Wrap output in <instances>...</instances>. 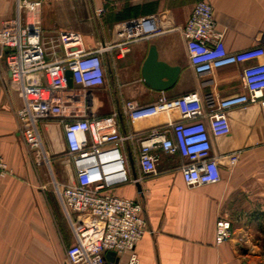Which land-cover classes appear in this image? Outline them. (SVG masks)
I'll return each instance as SVG.
<instances>
[{"label":"crops","instance_id":"crops-1","mask_svg":"<svg viewBox=\"0 0 264 264\" xmlns=\"http://www.w3.org/2000/svg\"><path fill=\"white\" fill-rule=\"evenodd\" d=\"M1 1L0 27L10 11V0ZM197 1L44 0L42 41L53 57L64 54L58 45V35L64 30L79 33L87 50L114 45L128 30L140 29L146 35L122 55L116 47L104 52V85L67 97L72 115L94 118L118 112L119 130L136 134L123 151L131 174L143 179L121 185L116 191L141 199L144 205L148 230L136 244L139 264H258L264 261V115L260 105L237 106L229 111L230 132L212 137V152L220 156L221 179L199 186L185 183L179 154L160 152L157 172L142 174L138 164L140 140L153 127L165 125L168 117L160 113L132 122L122 112L126 100L148 104L161 96L172 99L192 91L202 95L209 110L208 100L245 91L244 64L202 75L194 72L185 39L176 27L187 22ZM207 1L214 7L217 27L223 31L229 51L264 44V0ZM100 6L105 11L97 15ZM153 44L160 59L181 69L175 84L164 91L150 87L141 73ZM22 104L21 92L11 84L6 63L0 60V150L13 169L12 174L0 176V264H65L66 253L63 259L57 246L53 214L18 131L17 111ZM172 118L179 119V111H173ZM40 129L47 153L59 154L57 180L72 182L74 169L61 123L58 119L44 120ZM222 216L232 221L233 234L218 243L216 221ZM128 254L123 253L118 264H125Z\"/></svg>","mask_w":264,"mask_h":264},{"label":"built area","instance_id":"built-area-1","mask_svg":"<svg viewBox=\"0 0 264 264\" xmlns=\"http://www.w3.org/2000/svg\"><path fill=\"white\" fill-rule=\"evenodd\" d=\"M44 0H14V15L0 27V60H4L10 82L22 95L23 104L17 111L18 131L29 151H43L48 163L40 123L58 119L66 142V153L74 169V180L63 183L53 178L56 197L74 237L66 249L65 264H118L106 257L128 252L125 264H139L136 244L148 230L141 199L121 196L117 188L138 183L143 177L132 175L123 151L135 133H122L118 128V112L89 118L69 113L68 95L105 84L103 54L114 47L119 54L146 37L140 29L124 32L121 41L109 47L87 50L82 37L72 30L61 31L58 45L63 55L50 56L42 41L41 8ZM117 2L118 0H102ZM104 6L96 8L102 15ZM186 42L188 58L198 75L215 69L244 64V92L219 100H208L209 110L198 91L176 98L164 96L148 104L126 100L123 114L130 121H139L160 113L168 117L165 125L153 127L140 140L138 164L142 174L157 172L160 152L183 157L180 164L185 183L199 186L221 179L217 154L212 152V137L230 132L229 111L237 106L259 104L264 115V44L231 52L224 42V33L217 27L213 5L199 0L184 25L177 26ZM71 70L75 88L70 87L67 71ZM180 118H172L173 111ZM38 163L39 160L37 161ZM13 169L0 150V176ZM232 221L219 217L216 241L232 237ZM258 264H264L260 262Z\"/></svg>","mask_w":264,"mask_h":264},{"label":"rangeland","instance_id":"rangeland-1","mask_svg":"<svg viewBox=\"0 0 264 264\" xmlns=\"http://www.w3.org/2000/svg\"><path fill=\"white\" fill-rule=\"evenodd\" d=\"M2 1L0 0V3ZM14 14V3L13 0H10V11L9 17H12ZM31 158L33 159V167L36 171L39 183L38 187H40L45 194V198L48 201V205L50 206L51 212L53 214L54 219V232L55 237L57 238V246L60 249V252L63 256H65L67 247L73 242V234L70 227V224L62 212L56 194L54 192L52 180L56 178V169L59 164H61L58 159L60 157L59 154L52 155L49 154L50 163L46 160L44 152L41 150L30 151ZM39 160L40 163L37 161ZM57 179V178H56Z\"/></svg>","mask_w":264,"mask_h":264},{"label":"water","instance_id":"water-1","mask_svg":"<svg viewBox=\"0 0 264 264\" xmlns=\"http://www.w3.org/2000/svg\"><path fill=\"white\" fill-rule=\"evenodd\" d=\"M180 67L177 65H171L168 62L159 58V53L156 45H151L148 55L142 65V77L144 81L152 88L157 90L170 89L178 79L180 73ZM68 84H73L72 72L67 71ZM106 257L109 260L118 262V257L115 256L113 251H108Z\"/></svg>","mask_w":264,"mask_h":264}]
</instances>
